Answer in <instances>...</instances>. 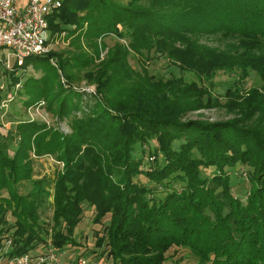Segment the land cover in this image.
Masks as SVG:
<instances>
[{"label":"trees","instance_id":"16d2710c","mask_svg":"<svg viewBox=\"0 0 264 264\" xmlns=\"http://www.w3.org/2000/svg\"><path fill=\"white\" fill-rule=\"evenodd\" d=\"M49 29L65 32L72 47L4 71L10 84L21 83L27 105L46 102L71 131L38 119L0 130V248L12 240L1 254L76 243L88 203L95 222L109 216L97 244L115 264H164L173 246L190 249L197 264H264V0H65ZM112 34L124 41L108 45ZM209 34L230 47L201 39ZM154 53L181 74L152 73ZM30 64L42 75L22 81L19 69ZM218 70L238 74L224 100L212 87ZM252 71L262 83L243 89ZM80 77L96 92L75 87ZM216 106L233 116L185 118ZM152 139L146 163L137 150ZM33 153L55 155L63 169L53 180L35 177ZM239 164L250 182L245 197L233 190L230 168ZM26 181L31 188L22 192ZM50 197L47 221L40 208Z\"/></svg>","mask_w":264,"mask_h":264},{"label":"rangeland","instance_id":"374dc122","mask_svg":"<svg viewBox=\"0 0 264 264\" xmlns=\"http://www.w3.org/2000/svg\"><path fill=\"white\" fill-rule=\"evenodd\" d=\"M26 0H22V4ZM48 43L50 49L53 50H64L68 47H72L70 44V39L65 36V32L61 34H51V30L48 31ZM123 40V38H119L116 35L112 34L105 37V41L108 45L114 44L117 40ZM201 39L205 42H208L212 45H217L220 47H230V39L223 38L219 35H204ZM9 49H4L5 53ZM2 50V52H4ZM106 51V50H105ZM102 53V55L105 53ZM130 62L140 68V62L138 60L137 55H130ZM148 68L152 73L157 76L162 77H170L172 75H179L181 71L178 66L173 65L170 61L161 54L154 53L153 56L148 59L146 62ZM4 66L0 63V75L2 76V80L6 81V88H3V99L0 102V130L3 133H7L9 129H13L16 127L17 123L20 120L24 119H38L40 121H45L49 126H55L60 128L65 132L71 131V128L67 122V119H59L57 113L54 109L48 108L46 102H42L36 105H27L24 102L25 95H18V91L21 88V83L19 86H15L14 84H10V79H7V73L4 71ZM19 74H22L23 78L22 81H25L31 75L36 77H40L42 75L41 70H36L31 64L27 67L26 70L19 69ZM190 77L197 78L193 73H187ZM63 75H61L60 80L63 85L68 86L69 83L67 79H65V84L62 81ZM238 77L237 71H229V70H218L215 77L213 78V88L214 92L221 97V99H225V92L227 88L236 83V79ZM60 82V83H61ZM262 80L256 71H252L250 76L246 78L245 81H242L241 84L243 89H247L253 85H260ZM75 87L86 90L90 94L96 92V85L94 83L89 82L86 78L80 77L73 81ZM11 86V87H10ZM13 90V96L10 100H7V93L8 91ZM233 114L229 113L226 108L224 107H204L198 110L190 111L185 118H193V119H206V120H219V119H227L232 117ZM157 145V141L152 139L149 145L139 146L137 152L138 154H143L144 162L149 163L152 159V150ZM17 146V142L12 143V149L14 150ZM10 150V154L13 153V150ZM143 150V152H142ZM32 165L34 167V176L41 177L46 176L49 177L50 180H53L58 172L63 169L64 162L59 160L55 157V155L50 153H45L42 155H38L33 153L32 154ZM242 165H237L234 168H230L232 181H233V190L236 194L245 197L250 188V182L242 172ZM210 171V170H208ZM52 187V185H51ZM31 188V183L26 181V183H22L20 185V190L22 192H27ZM4 194H7L4 191ZM94 208L90 204H85V211L83 219L79 222L76 227L75 231V239L76 243H69L63 246L59 251L65 261L74 262L75 258L79 253H87L90 256L96 258H105L108 264H115L114 258L110 255L103 254L102 249L106 245H99L97 244V238L105 233L104 225L105 221L108 219L109 216H106L104 223H99L94 221ZM54 211V204L52 201V197H50L45 204L40 208V215L41 219L52 221ZM10 219L12 220V216L9 215ZM7 235V234H6ZM7 238V237H5ZM45 243H39L32 252L37 254L41 252L46 246ZM176 251V254H175ZM169 257L164 262V264H197L198 259L190 251V249L186 247H177L173 246L168 251ZM7 256L3 255L0 257V264H8ZM35 264V263H33Z\"/></svg>","mask_w":264,"mask_h":264},{"label":"built area","instance_id":"2783aa9c","mask_svg":"<svg viewBox=\"0 0 264 264\" xmlns=\"http://www.w3.org/2000/svg\"><path fill=\"white\" fill-rule=\"evenodd\" d=\"M65 0H0V63L5 69L12 70L22 65L26 57L45 54L49 49L48 31L49 16L60 9ZM9 50L5 53L4 49ZM2 50L4 52H2ZM65 77L62 81L66 83ZM17 82L15 86H19ZM6 88V81L0 82ZM13 96L8 91L7 100ZM0 248V257L4 251L12 249L11 238L4 239ZM45 248L34 254L32 250L19 255H6L8 264H108L105 258H96L87 253H79L74 262L65 261L59 251L61 248L52 244L51 240L44 244Z\"/></svg>","mask_w":264,"mask_h":264}]
</instances>
